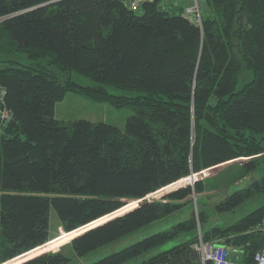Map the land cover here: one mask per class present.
Wrapping results in <instances>:
<instances>
[{
    "label": "trees",
    "instance_id": "16d2710c",
    "mask_svg": "<svg viewBox=\"0 0 264 264\" xmlns=\"http://www.w3.org/2000/svg\"><path fill=\"white\" fill-rule=\"evenodd\" d=\"M179 1L132 9L124 0H0V264H65V244L82 256L156 220L168 226L87 264H121L173 239L133 264H203L199 237L253 264L264 238V173L214 203L227 212L259 200L235 220L212 221L202 193L264 162V0H206L200 22ZM243 68L250 76L238 87ZM73 70L95 84L62 77ZM67 91L133 112L124 129L64 120L55 103ZM239 157L247 159L151 196ZM51 209L70 240L36 254L57 235Z\"/></svg>",
    "mask_w": 264,
    "mask_h": 264
},
{
    "label": "rangeland",
    "instance_id": "374dc122",
    "mask_svg": "<svg viewBox=\"0 0 264 264\" xmlns=\"http://www.w3.org/2000/svg\"><path fill=\"white\" fill-rule=\"evenodd\" d=\"M179 1V0H176ZM195 0H186V7L191 5ZM166 2V1H165ZM180 2V1H179ZM200 11L202 15H206L210 11V7L207 4L206 0H198ZM185 7V8H186ZM21 61L24 64H30L32 63V59L27 57L26 55H22ZM68 74H71V76L86 84H95V81L85 74H82L76 70H73L67 74H64L62 77L64 78ZM250 76V73L248 70L243 68L240 72L238 87L241 86L245 80H247ZM107 88L109 91L113 93H121V94H128V95H134L139 93V91L135 89H125L122 87H117L114 85L107 84ZM133 112V109L128 106H116L112 104L109 100H96L91 97H88L84 94L75 92V91H67L65 96L58 100L55 103V116L58 118H62L64 120H72L76 118H87L90 120H102L105 122H109L112 124H115L119 126L120 128L124 129L126 119L127 117ZM247 158L239 157L233 161L225 162L223 164H220L218 166H215L210 169H206L200 172H192L191 174H197L194 176L192 180L189 181H183L181 184H176L173 187L165 188L161 191L154 192L151 194L153 197H160L164 193H167L170 190H173L181 185L186 184H192L195 182L196 178L205 177L207 175H212L216 173L219 169L226 167L230 165L231 163H243ZM235 168V167H234ZM236 169V168H235ZM234 169V170H235ZM264 173V162L257 166L255 169L251 170L244 176L239 177L237 180H233L230 183H222V186L218 188H211L208 186L207 190L202 193L203 196L206 197V208L211 212V220L214 222H222V221H228V220H235L241 215L245 214L250 209L257 206L259 203V200L257 198L254 199H247L245 200L240 206L237 207V209H234L233 211H227V212H221L219 209H214L215 202H218L220 199H222L225 195L228 193L234 191L237 188L243 187L247 185L251 180L260 177ZM190 175V174H189ZM216 178V177H215ZM1 195V190H0ZM193 198V205L195 209H197V194L192 195ZM140 199L135 200L136 203H138ZM131 209V208H130ZM128 210V209H127ZM126 211V210H125ZM188 207L185 208V210L180 211L172 215L168 220L175 219L176 217L180 216L183 217L187 214ZM95 224V223H93ZM90 226V225H89ZM168 226V223L161 220H156L148 225H145L113 242H110L108 244H105L101 247H98L97 249L85 254V255H78L75 253V251L72 249L70 245L65 244L63 247V252L69 256V260L65 264H87L91 261H94L98 259L99 257L112 252L114 250H117L127 244H130L143 236L150 234L158 229H163ZM50 227L54 234H57L55 237L48 240V246L42 247L41 249L36 250V254L47 251V250H56L59 249L62 244L66 243L70 240L69 236L67 235L66 231H64L60 225L59 218L55 212L54 209H51L50 213ZM88 226H85V228ZM81 232V231H80ZM178 241L177 239H173L171 241L166 242L163 245H160L158 247L152 248L136 257H133L121 264H133L140 262L142 259L147 258L148 256L167 248ZM67 245V246H66ZM35 254V255H36ZM28 258V257H27ZM25 258V259H27ZM23 259L22 261H24ZM21 261V262H22Z\"/></svg>",
    "mask_w": 264,
    "mask_h": 264
},
{
    "label": "built area",
    "instance_id": "2783aa9c",
    "mask_svg": "<svg viewBox=\"0 0 264 264\" xmlns=\"http://www.w3.org/2000/svg\"><path fill=\"white\" fill-rule=\"evenodd\" d=\"M125 3L132 9H138L146 0H124ZM187 15L195 18L200 22L201 11L198 0H195L191 5L184 10ZM4 88L0 85V102L4 101ZM10 112L7 108H3L1 116L9 117ZM264 230V225H263ZM195 248L200 253L203 264H237V258L232 256L233 248L229 244L217 242L216 240H205L202 237L194 243ZM237 252H241L239 249ZM238 256V255H237ZM253 264H264V238L261 247L254 254Z\"/></svg>",
    "mask_w": 264,
    "mask_h": 264
},
{
    "label": "water",
    "instance_id": "95a60500",
    "mask_svg": "<svg viewBox=\"0 0 264 264\" xmlns=\"http://www.w3.org/2000/svg\"><path fill=\"white\" fill-rule=\"evenodd\" d=\"M235 159H237V158H234V159H232V160H229V161H227V162H230V161H233V160H235ZM220 164H223V163H220ZM220 164H218V165H220ZM218 165H214V166H212V167H210V168H213V167H215V166H218ZM210 168H208V169H210ZM200 173V172H199ZM196 179H198V178H196ZM139 202L140 201H138V203L136 204V205H138L139 204ZM118 214H120V213H118ZM118 214H115V215H118ZM115 215H111L110 217H105V219H103L102 221H99L98 223H101V222H103V221H105V220H107V219H109V218H111V217H113V216H115ZM98 223H95V224H93V225H90V226H88V227H86L84 230H86V229H88V228H90V227H92V226H94V225H96V224H98ZM83 230V231H84ZM83 231H81V232H83ZM80 233V232H79ZM79 233H77V234H79ZM32 257V256H31ZM30 258V257H29ZM28 259V258H27ZM26 260V259H25Z\"/></svg>",
    "mask_w": 264,
    "mask_h": 264
},
{
    "label": "bare ground",
    "instance_id": "6f19581e",
    "mask_svg": "<svg viewBox=\"0 0 264 264\" xmlns=\"http://www.w3.org/2000/svg\"><path fill=\"white\" fill-rule=\"evenodd\" d=\"M146 1H152V0H146Z\"/></svg>",
    "mask_w": 264,
    "mask_h": 264
}]
</instances>
